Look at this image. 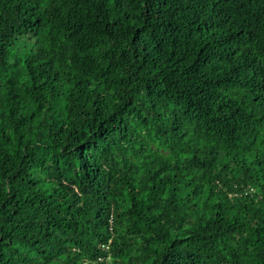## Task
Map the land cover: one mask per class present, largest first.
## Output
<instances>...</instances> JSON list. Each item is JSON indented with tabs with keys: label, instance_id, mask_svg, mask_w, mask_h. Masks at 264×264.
Returning <instances> with one entry per match:
<instances>
[{
	"label": "trees",
	"instance_id": "1",
	"mask_svg": "<svg viewBox=\"0 0 264 264\" xmlns=\"http://www.w3.org/2000/svg\"><path fill=\"white\" fill-rule=\"evenodd\" d=\"M0 264H264V0H0Z\"/></svg>",
	"mask_w": 264,
	"mask_h": 264
}]
</instances>
